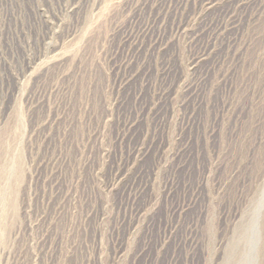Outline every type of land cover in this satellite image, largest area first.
<instances>
[{"label": "rangeland", "instance_id": "rangeland-1", "mask_svg": "<svg viewBox=\"0 0 264 264\" xmlns=\"http://www.w3.org/2000/svg\"><path fill=\"white\" fill-rule=\"evenodd\" d=\"M0 264H264V0H0Z\"/></svg>", "mask_w": 264, "mask_h": 264}]
</instances>
